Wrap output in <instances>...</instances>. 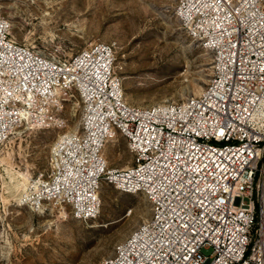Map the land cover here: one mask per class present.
Returning a JSON list of instances; mask_svg holds the SVG:
<instances>
[{"label": "built area", "instance_id": "built-area-1", "mask_svg": "<svg viewBox=\"0 0 264 264\" xmlns=\"http://www.w3.org/2000/svg\"><path fill=\"white\" fill-rule=\"evenodd\" d=\"M174 10L211 51L212 73L199 93L149 105L125 99L114 43L46 55L16 40L0 10V143L23 122L46 124L75 91L76 128L53 141L30 201L91 219L104 181L151 207L97 264H264V0H177ZM116 132L132 154L122 167L104 153Z\"/></svg>", "mask_w": 264, "mask_h": 264}, {"label": "rangeland", "instance_id": "rangeland-1", "mask_svg": "<svg viewBox=\"0 0 264 264\" xmlns=\"http://www.w3.org/2000/svg\"><path fill=\"white\" fill-rule=\"evenodd\" d=\"M177 0H0L12 36L40 53L69 56L92 41L114 43L115 73L134 104L181 101L206 86L211 51L193 38L175 13ZM82 102L75 91L53 103L46 124L32 120L0 143V264H97L145 221L150 203L141 191L102 182L99 213L72 215L71 206L30 201L49 172V150L75 129ZM109 166L132 161L119 133L104 147Z\"/></svg>", "mask_w": 264, "mask_h": 264}]
</instances>
